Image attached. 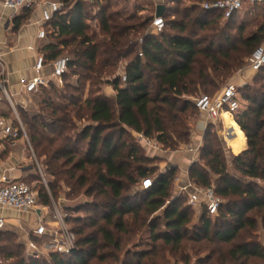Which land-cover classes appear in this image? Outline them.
<instances>
[{
  "label": "trees",
  "instance_id": "obj_1",
  "mask_svg": "<svg viewBox=\"0 0 264 264\" xmlns=\"http://www.w3.org/2000/svg\"><path fill=\"white\" fill-rule=\"evenodd\" d=\"M62 1L61 12L45 25L41 51L48 62L68 56V71L62 84L51 81L34 95L40 112L22 109L21 117L44 173L53 178L49 187L56 200L61 182L72 187V195L89 183L85 195L97 190L88 205L96 219L85 221L96 231L74 228L65 207L76 249L32 259L21 234L5 226L0 264H264V90L239 87L246 105L230 125L233 137L247 139V148L233 157L235 172L218 134L206 132L199 151L205 164L191 166L190 181L213 187L222 203L215 216L204 209L198 222L188 196L172 194L176 168L158 172L153 165L158 158L149 157L134 135L156 139L162 149L189 142L188 118L199 112L194 98L219 91L263 43L264 1L249 3L238 21L248 2L225 19L222 11L199 5L218 0H190L192 5L183 7L182 0H164L166 26L157 34L148 33L157 9L143 15V6L129 12L115 8L114 0ZM32 10L24 9L15 30ZM256 73L258 80L264 67ZM105 85L115 95L102 93ZM148 177L153 185L142 189ZM37 193L42 204L51 203L47 189ZM142 230L148 234L146 247L124 249Z\"/></svg>",
  "mask_w": 264,
  "mask_h": 264
},
{
  "label": "built area",
  "instance_id": "obj_2",
  "mask_svg": "<svg viewBox=\"0 0 264 264\" xmlns=\"http://www.w3.org/2000/svg\"><path fill=\"white\" fill-rule=\"evenodd\" d=\"M247 1L254 4L264 0H218L211 3L207 2L203 7L208 10L222 11L225 19H228L234 13L240 11ZM157 2L158 6L164 5V0H157ZM38 4L42 6V21L44 23V26L38 33V37L40 39H45L48 34L45 25L51 21L57 12H61L64 7L62 0H0V7L11 9L15 12L25 8H34ZM165 26L166 22L163 16H156L155 13L148 33H161L164 31ZM140 55L142 56L143 54L140 53ZM69 62L70 58L68 56H61L53 62H48L45 55L40 53L37 56L35 69L40 71L48 67L50 69L49 74L38 75L31 79L25 77L21 78L20 84L28 94L39 93L41 87L48 85L51 81L62 84V76L68 71ZM246 66L251 72H257L264 67V41L253 51L247 60ZM4 72V65L0 61V89L7 95L5 80L2 76ZM121 76L122 80L126 81V74L122 73ZM194 103L199 113L211 123L225 119V114H230L234 117L235 112L241 107L239 86L233 82H229L213 95L201 94L194 98ZM18 124V127H14L11 123L5 121V119L0 118V133L4 137L12 139H16L22 134L27 141H29L24 124L20 118H18ZM136 138L144 147L153 150L162 149L161 144L156 139H150L141 133H137ZM185 148L197 155L201 147L189 145ZM152 185L153 180L150 177L144 179L141 183L142 189H148L152 187ZM181 192L187 194L188 204L198 209L200 213L205 209L209 215L215 216L218 214L222 199L217 195L213 187H202L189 181L188 184L183 185ZM38 204V193L27 181L10 179L6 176L0 179L1 208L27 211L38 209ZM53 216V228L49 227L47 225L48 223L42 220L35 230L29 234L25 245L26 252L30 258L40 259L48 255L50 251L69 255L76 249V235L67 223V214L64 209L55 205ZM6 224V219L0 217V229L4 228ZM0 263H2V260H0Z\"/></svg>",
  "mask_w": 264,
  "mask_h": 264
},
{
  "label": "crops",
  "instance_id": "obj_3",
  "mask_svg": "<svg viewBox=\"0 0 264 264\" xmlns=\"http://www.w3.org/2000/svg\"><path fill=\"white\" fill-rule=\"evenodd\" d=\"M248 3L250 2L248 1ZM24 14V9L15 12L11 9L0 7V61L5 68L2 76L5 80L7 91V95H5L0 89V118L5 119V121L11 123L14 127L18 125V118H20L17 110L18 107H28L31 104L33 96L37 94L26 93L20 84L21 78L31 79L38 75H47L50 70L48 67L40 71L35 69L37 56L42 53L41 47L44 42V39L38 37L40 29L44 26L42 21V6L36 5L29 17L23 20L19 29L15 30L16 19L24 16ZM111 90L107 95H115L113 87ZM233 120L234 117L229 114V118L225 117L221 122L229 121L230 124H233ZM15 123L17 124L15 125ZM200 125L203 127V124ZM200 135L202 136V134ZM201 136L191 146L201 147L203 142ZM239 138L240 148L236 154L247 148V139ZM152 151L156 152L155 154L157 155L163 152L162 149H152ZM197 156L198 154L196 155L185 148L183 154L177 157L176 160L172 156L175 163L168 166L167 169L173 166L180 168L187 166L188 168L189 165H186V162L195 160ZM41 166L36 154H34L30 141H27L24 136L12 139L4 137L0 133V179L6 176L15 180H32L39 177V172L42 173ZM189 181L190 178L187 181H182L180 187L182 188ZM38 205V209L27 211L0 207V217L6 219V227L18 231L26 242L29 234L35 230L42 220L47 222L49 227H54V208L42 203Z\"/></svg>",
  "mask_w": 264,
  "mask_h": 264
},
{
  "label": "rangeland",
  "instance_id": "obj_4",
  "mask_svg": "<svg viewBox=\"0 0 264 264\" xmlns=\"http://www.w3.org/2000/svg\"><path fill=\"white\" fill-rule=\"evenodd\" d=\"M114 3H115V8H117V9L125 8V10L129 11V12H133L134 10H136V7L138 5H141L145 9L144 11L141 12L143 15H150V13L153 11V9H156L158 6L157 0H114ZM168 3L170 5H173L174 7H177V4H172L170 1H168ZM205 3H207V1H203V2L199 3L200 7L203 8V5ZM184 5L185 6H191L192 2H190V0H182L181 7H183ZM250 7H251V5L249 3L245 5L244 9L237 16L238 21L239 20L241 21L242 19H244L245 15H246V11L248 9H250ZM93 29H95V23H94ZM256 77H257L256 72H251L247 68V66H244L242 69H239L231 78H229L227 81H225L221 85L220 89H222L227 83L233 82V83L237 84L241 90L246 85H251V87H257V89H260L263 91L264 90V75H262L260 78H258V80L256 79ZM111 89H112L111 86L105 85V86H103L101 92L107 94L109 91H112ZM242 91H244V90H242ZM89 93H90V85H89V83H87V85L85 87V96H88ZM30 103L31 104H29V106L26 108L19 106L17 109L18 114H19L22 122H23V119L21 117L22 109L25 111H29L30 113H32V112L38 113L42 110L41 105L39 104L40 99H37L36 96H33ZM244 105H246V103L241 101V107H243ZM234 120H235V118H234ZM234 120H233V124H234ZM81 123L85 124L86 122L82 121ZM200 124H203V127ZM188 125L190 127V137H189L188 143H183V144L179 145L178 147H176L175 149H170V148L162 149L163 152L162 153L160 152L158 154L160 156L155 154L156 152L152 151V149L145 147L146 154L149 157L158 158L153 164V165H156V167H158V172L167 171V167L171 166L173 163H175V160L177 159V157H180L181 154H183L185 147L189 146V145H193L195 143V140H198V137L201 136L200 134H202L201 139L203 141L202 142V145H203L206 141L205 140L206 132L209 130H211L212 133H217L218 136L220 137V139L223 141L224 147H225V154H226L227 159H228L229 168L232 172H235V169L232 165V161H233V157L235 155H237L236 152H238V150L240 148V141H238L235 137H233L232 128H231L229 121L224 122V123L221 121L211 123V122H208L207 119L203 115H201L199 112L196 111L195 114L193 113L188 118ZM199 131H200V133H199ZM134 135H135V137H137V133H135ZM238 137H242V136L239 134ZM237 146H239V148H237ZM82 147H84V145ZM232 148L234 151L232 150ZM34 154H35V152H34ZM172 156L174 157L175 160L172 158ZM196 162H199L203 165L205 164V161L201 158L200 152L198 153V156L196 157L195 160H191V161L186 162L187 163L186 165H189L188 168H187V166H185L183 168L174 167V166L170 167V168H176V171H175L176 173L174 175V179H173V183H172V187H171V191H172L173 196L183 195V196L187 197L186 193L181 192L180 185L182 184V181H187V179L190 178L189 170H190L191 166ZM170 168H168V169H170ZM211 177H212L213 181L216 179V176L214 174H211ZM50 179H53V178L46 175L44 173V169L42 167V173L39 172V177L34 178L32 180H27V182L30 183L35 188L36 191L41 190L42 187H44L45 189L48 190L50 198H51V203L49 204L50 207L54 208V206L57 205L58 207H61L62 209H64L65 212H66V210H65V207H66L70 211V214L73 215L71 223H72V226L74 228L79 229L82 227L86 233L96 231V226H89L90 225L89 221H87V222H85V221L88 220L90 216H93L96 219V213L93 212L94 210L92 208H88V205H90L89 201H96L94 194L96 195L97 190L95 189L92 192L93 194L91 196L85 195V191H87V188L89 187V185H91L89 183L87 185V187L81 189L80 193H78V194L74 193V195H72L73 194V192L71 190L72 187L61 182L62 185H60V187L56 189V192H57L56 193L57 194V200H56V196L54 195V191H51L50 187H49V180ZM261 184L264 185V183H261ZM92 185H93V183H92ZM137 187H138L137 185L132 186L130 191L131 192H133V190L135 191L137 189ZM70 192H71V195L70 196L67 195L68 198L66 199V194L70 193ZM38 203H42L40 199H38ZM186 203L188 204V200L186 201ZM194 213L195 214H193L192 219L194 222H198L199 221V215L201 213H200V211H198V209L196 211H194ZM252 214L256 215L255 212H252ZM86 225H88V226H86ZM128 238H130V237L128 236ZM130 239L131 240H129V243L125 245L124 249H127V248L134 249L135 245H141L142 246L141 248H145L146 247L145 242L148 239V234L146 233V230H142L141 232H139L135 236L133 235ZM192 256L194 259V256H195L194 253L192 254Z\"/></svg>",
  "mask_w": 264,
  "mask_h": 264
},
{
  "label": "water",
  "instance_id": "obj_5",
  "mask_svg": "<svg viewBox=\"0 0 264 264\" xmlns=\"http://www.w3.org/2000/svg\"><path fill=\"white\" fill-rule=\"evenodd\" d=\"M165 11L164 5H159L156 10V16H162Z\"/></svg>",
  "mask_w": 264,
  "mask_h": 264
}]
</instances>
